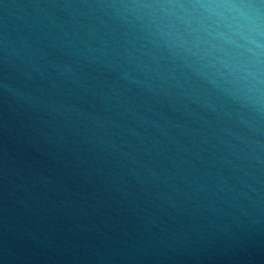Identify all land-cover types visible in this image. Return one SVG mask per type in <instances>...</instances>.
Here are the masks:
<instances>
[{"label":"clouds","instance_id":"obj_1","mask_svg":"<svg viewBox=\"0 0 264 264\" xmlns=\"http://www.w3.org/2000/svg\"><path fill=\"white\" fill-rule=\"evenodd\" d=\"M25 7L37 14L0 37V94L35 108L56 96L51 105L60 116L79 117L86 132L103 130L86 139L116 149L119 138L120 155L133 163L141 153L153 164L171 163L160 169L170 179L194 175L238 231L264 225V191L252 171L264 163V0H43ZM66 49L75 59L61 71L56 53ZM148 125L165 136L179 128L187 139L167 147Z\"/></svg>","mask_w":264,"mask_h":264},{"label":"water","instance_id":"obj_2","mask_svg":"<svg viewBox=\"0 0 264 264\" xmlns=\"http://www.w3.org/2000/svg\"><path fill=\"white\" fill-rule=\"evenodd\" d=\"M40 2L0 0V37L6 27L23 29L27 14H37L25 6ZM69 52L56 53L61 71L73 66ZM49 97L35 108L0 94V264H264V225L236 230L227 207L209 201L194 175L170 179L160 169L171 163L153 164L141 153L133 163L120 155L119 138L116 149L86 139L103 130L86 132L75 123L79 117L66 120L51 105L57 97ZM160 111L174 117L170 109ZM146 127L167 147L175 148L173 138L187 139L179 128L165 136ZM252 171L264 191V163Z\"/></svg>","mask_w":264,"mask_h":264}]
</instances>
